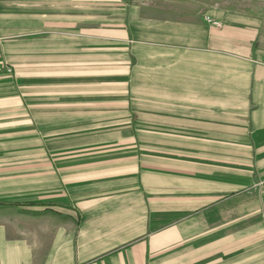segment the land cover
Returning <instances> with one entry per match:
<instances>
[{
  "label": "crops",
  "instance_id": "1",
  "mask_svg": "<svg viewBox=\"0 0 264 264\" xmlns=\"http://www.w3.org/2000/svg\"><path fill=\"white\" fill-rule=\"evenodd\" d=\"M149 1L0 0V264H264V29Z\"/></svg>",
  "mask_w": 264,
  "mask_h": 264
},
{
  "label": "rangeland",
  "instance_id": "2",
  "mask_svg": "<svg viewBox=\"0 0 264 264\" xmlns=\"http://www.w3.org/2000/svg\"><path fill=\"white\" fill-rule=\"evenodd\" d=\"M149 0H133V2L147 3ZM153 2H161L173 6L180 5L185 8L188 13L194 14L198 12L205 13L216 21H236L261 25L264 29V0H150ZM149 1V2H150ZM172 6V7H173ZM186 6V7H184ZM209 18V17H208ZM248 193L254 195H264V187H255ZM247 204V203H246ZM242 204H237V207ZM250 205L253 212H257L253 218L246 219L245 224L242 220H237V228H248L252 230V235L248 238L251 254L254 257L257 253L264 254V203L251 200ZM250 220V221H249ZM248 236H237V245L243 244V238ZM247 242V241H246ZM263 256V255H262ZM258 259V258H254ZM254 261V260H253Z\"/></svg>",
  "mask_w": 264,
  "mask_h": 264
},
{
  "label": "built area",
  "instance_id": "3",
  "mask_svg": "<svg viewBox=\"0 0 264 264\" xmlns=\"http://www.w3.org/2000/svg\"><path fill=\"white\" fill-rule=\"evenodd\" d=\"M207 22H208L211 26H213L214 28H221V27H222L221 22H218V21L213 20V19H211V18H207Z\"/></svg>",
  "mask_w": 264,
  "mask_h": 264
}]
</instances>
